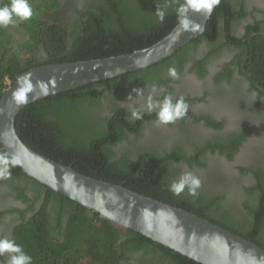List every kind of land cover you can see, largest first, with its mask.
<instances>
[{"label": "trees", "instance_id": "trees-1", "mask_svg": "<svg viewBox=\"0 0 264 264\" xmlns=\"http://www.w3.org/2000/svg\"><path fill=\"white\" fill-rule=\"evenodd\" d=\"M232 1L221 0L207 20L204 32L163 62L28 104L15 117L14 127L19 138L37 153L69 165L81 174L192 212L264 248L260 234L264 223V194L260 204L250 209V223L233 226L215 214L216 199L207 198L202 192L189 195L187 188L179 196L169 190L173 182L170 178L180 169L176 165L179 161L189 166L203 165L200 155L218 144L208 142L204 147H197L194 155L177 148L160 152H144L140 148L120 151L114 147L123 140L130 141V136H139L143 122L156 118V112L139 111L142 118L134 119L127 108L111 104L108 112L101 113V99L111 96V90L117 95L118 90L132 86L148 82L160 84L163 79L156 73L164 65L171 67L173 57L182 58L201 39L211 46L208 55L223 46L232 47L234 57L224 66L222 74L229 72L231 64L237 65L250 86L259 96L264 95V19L253 18L243 35L237 36L233 33L232 21L243 18L246 10L241 2L237 8ZM28 2L33 10L29 20L21 21L14 16L15 23H11L9 30L8 26L0 27V98L15 77L30 68L105 58L151 46L178 24L176 9L183 0H93L86 9H77L80 17L71 28L59 17L53 19L48 15L60 8L59 0ZM10 3L11 0H0V6ZM157 9L165 12L163 22L157 18ZM219 38L222 42L216 45ZM204 60H195L199 76L205 72ZM186 115H191L189 109ZM194 118L198 120L197 116ZM204 118L214 127L220 125ZM1 146L0 142V163L8 175L24 177L45 193L42 206L17 225L12 234V239L32 257V264H119L122 261L134 264L129 253L139 251L138 264H201L132 229L119 230L98 213L39 183L26 175L6 151H1ZM221 147L222 152L228 148ZM49 200L57 209L62 230L59 237L50 233L46 212ZM64 214L66 220L62 224Z\"/></svg>", "mask_w": 264, "mask_h": 264}, {"label": "flooded vegetation", "instance_id": "flooded-vegetation-1", "mask_svg": "<svg viewBox=\"0 0 264 264\" xmlns=\"http://www.w3.org/2000/svg\"><path fill=\"white\" fill-rule=\"evenodd\" d=\"M59 1L60 8L48 15L53 19L59 17L71 28L80 17L77 9H86L93 0ZM240 2L246 14L239 21H232L233 33L237 36L243 35L253 18L264 19V0H233L231 3L238 8ZM220 42L222 40L217 39L216 45ZM210 48L207 41L201 39L189 47L182 58L173 57L171 67L176 68L177 79L169 76V68L164 65L156 73L163 79L160 84L148 82L132 86L118 90L117 95L111 90V96L101 99V113L105 114L109 105L115 104L127 108L132 117L133 111L156 112L148 109L149 98L155 103L162 100L163 94L171 95L174 100L183 97L191 115L167 125L160 124L157 118L145 121L139 136H130V141L123 140L114 149L137 151L140 148L144 152H160L177 148L187 155H194L197 147H204L208 142L218 144L200 155L203 165L193 163L189 166L185 161H179L176 165L180 169L170 180H178L185 172L193 173L201 180L197 192L216 199L215 214L233 226H246L252 219L251 207L259 205L264 194V95L259 96L240 74L237 65L231 64L229 72L222 74L224 66L234 57L232 47L223 46L208 55ZM202 58H205L202 64L205 72L199 76L195 60ZM204 117L220 125L214 127ZM220 147L228 148L222 152ZM42 190L24 177H10L0 163V237L12 239L14 228L42 206L45 198ZM56 210L54 202L49 200L46 212L50 233L59 237L62 230ZM65 220L64 214L62 224ZM260 234L264 239V223ZM140 253H129L134 264H138ZM7 260V253L0 256V264H7ZM119 264L129 263L122 261Z\"/></svg>", "mask_w": 264, "mask_h": 264}, {"label": "water", "instance_id": "water-1", "mask_svg": "<svg viewBox=\"0 0 264 264\" xmlns=\"http://www.w3.org/2000/svg\"><path fill=\"white\" fill-rule=\"evenodd\" d=\"M210 16L193 14L192 19L203 26L196 34L182 33L177 24L161 40L143 49L105 58L40 65L17 75L0 98L1 150L26 175L98 213L119 230L132 229L201 264H264V248L257 243L192 212L81 174L45 157L29 148L14 127L17 113L39 99L162 62L200 36ZM25 79L32 88L26 100L18 102L14 93L18 81L22 84Z\"/></svg>", "mask_w": 264, "mask_h": 264}, {"label": "clouds", "instance_id": "clouds-1", "mask_svg": "<svg viewBox=\"0 0 264 264\" xmlns=\"http://www.w3.org/2000/svg\"><path fill=\"white\" fill-rule=\"evenodd\" d=\"M221 0H183V3L176 9L178 27L182 33L196 34L202 31L203 26L192 19L193 14H202L210 16L213 9L220 4ZM33 15V10L28 0H11L10 5L0 6V27H7L15 23L13 17H18L21 21L29 20ZM157 18L160 22L164 21L165 12L157 9ZM168 74L172 79H177L179 74L175 67H169ZM32 85L25 79L21 84L18 81V90L15 91L14 97L18 102H24L27 93L30 92ZM148 109L156 110V118L160 124H172L186 116L188 104L183 97L175 100L171 95L165 96L161 101L151 102L149 98ZM134 119H141L142 113L133 111ZM7 163V161H5ZM201 186L199 177L191 172H185L178 180L171 183L169 190L179 196L185 188L189 195L195 196L197 189ZM8 254L7 264H32V257L28 255L21 245L15 240L7 237H0V256Z\"/></svg>", "mask_w": 264, "mask_h": 264}, {"label": "rangeland", "instance_id": "rangeland-1", "mask_svg": "<svg viewBox=\"0 0 264 264\" xmlns=\"http://www.w3.org/2000/svg\"><path fill=\"white\" fill-rule=\"evenodd\" d=\"M12 24H9L8 27H7V30H9L11 28ZM19 36V35H17Z\"/></svg>", "mask_w": 264, "mask_h": 264}]
</instances>
